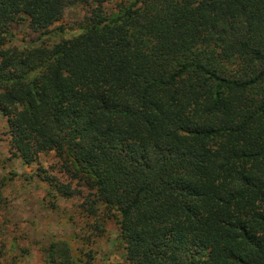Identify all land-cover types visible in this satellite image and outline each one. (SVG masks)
Wrapping results in <instances>:
<instances>
[{
    "label": "trees",
    "instance_id": "1",
    "mask_svg": "<svg viewBox=\"0 0 264 264\" xmlns=\"http://www.w3.org/2000/svg\"><path fill=\"white\" fill-rule=\"evenodd\" d=\"M75 1L0 0L10 155L51 154L36 176L82 197L91 233L115 221L122 264H264V0H81L77 35L7 45Z\"/></svg>",
    "mask_w": 264,
    "mask_h": 264
},
{
    "label": "rangeland",
    "instance_id": "2",
    "mask_svg": "<svg viewBox=\"0 0 264 264\" xmlns=\"http://www.w3.org/2000/svg\"><path fill=\"white\" fill-rule=\"evenodd\" d=\"M117 0L105 4L112 8ZM82 2L64 8L62 17L43 34L30 31L23 23L12 29L9 46L18 48L47 45L80 32ZM51 154L39 155L36 162L24 165L8 150L7 125L0 114V178L4 181L0 201V247L13 264H47L44 249L51 242H63L74 264L83 262L85 254L92 264H122L123 248L113 219L103 223V233L88 230L89 218L81 208L82 197L63 198L54 194L36 176L37 166L51 171ZM84 194V191L82 192ZM90 238V242L86 239Z\"/></svg>",
    "mask_w": 264,
    "mask_h": 264
}]
</instances>
